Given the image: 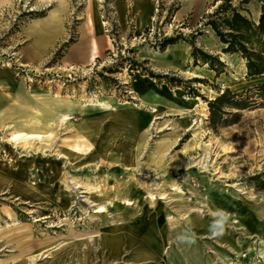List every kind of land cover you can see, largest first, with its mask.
<instances>
[{
	"label": "rangeland",
	"instance_id": "rangeland-1",
	"mask_svg": "<svg viewBox=\"0 0 264 264\" xmlns=\"http://www.w3.org/2000/svg\"><path fill=\"white\" fill-rule=\"evenodd\" d=\"M143 1L140 34L131 0L0 6V264H264V74L205 26L215 0ZM25 123L55 132L12 139Z\"/></svg>",
	"mask_w": 264,
	"mask_h": 264
},
{
	"label": "trees",
	"instance_id": "trees-1",
	"mask_svg": "<svg viewBox=\"0 0 264 264\" xmlns=\"http://www.w3.org/2000/svg\"><path fill=\"white\" fill-rule=\"evenodd\" d=\"M250 0H215L214 10L206 16L205 26H210L222 43V50L227 54H239L245 59L247 76H262L264 74V0L258 21L251 19L243 6ZM217 2H219L217 4ZM148 32V30L146 31ZM179 36H164L159 40L161 48L177 42ZM194 59L202 58L205 63L214 60L221 61L211 54L194 46ZM152 77H160L149 72ZM166 77V76H163ZM234 93L230 89L223 92L214 100H210V120L215 125L223 114L222 104L228 96ZM236 94V93H235ZM264 184V182H263ZM264 190V186L262 187Z\"/></svg>",
	"mask_w": 264,
	"mask_h": 264
},
{
	"label": "crops",
	"instance_id": "crops-1",
	"mask_svg": "<svg viewBox=\"0 0 264 264\" xmlns=\"http://www.w3.org/2000/svg\"><path fill=\"white\" fill-rule=\"evenodd\" d=\"M125 2V0H123ZM132 1V7H133V10L136 12V16H137V19L135 21V32H137L138 34H140L143 29L149 25V18H152V8L151 6L148 7L147 9L144 8V3H143V7L142 8H137L139 7V2L140 0H131ZM11 2V0H0V6L3 5V4H6V3H9ZM143 2H148V0H144ZM151 2V0H150ZM250 2V1H249ZM135 3V4H134ZM138 3V4H137ZM142 3V2H141ZM65 4H66V0H58V5L56 6V8L54 9H51L50 10V13L48 16H46L45 18H55V17H59V15L61 14L60 12L63 11V8H65ZM150 4V3H149ZM246 5V13H251V16L252 18L257 21L260 17V14H261V10H262V3H253V0L249 3V4H245ZM136 6V7H135ZM38 20V19H37ZM37 22V21H36ZM124 27H128L126 22H125V26ZM84 46H85V43H81L79 44L76 48H74V52L79 56L80 59H86L88 57L89 60H93L94 58H96L98 56V53H99V49H98V44L96 41H93L92 45H91V55H89V52L88 51H84ZM221 47H222V44H221ZM79 51H82L81 53L78 54ZM71 55H73V52H71ZM72 58V56H71ZM154 81V79H153ZM153 83V82H152ZM148 84V83H147ZM147 87V90L150 88V86H146ZM145 94L147 95L148 94V97H149V92H147L145 90ZM147 97V98H148ZM51 102L52 101H49V103H44L42 101V103L44 104V107H46L48 109V113H45L44 111H42V114H45L43 116H45V121L47 122V125L44 124V125H41V128L43 127H46V128H50L53 124V122H55L57 120V117H59L64 111H58V110H55L54 107L51 105ZM36 119V121H40L39 117L35 116V115H31V117H27L26 119ZM25 119V120H26ZM25 120H23L22 122H24ZM49 121L51 122L52 121V124H48ZM21 122V123H22ZM26 124V123H25ZM22 124V127L24 128H30V127H37L36 125H28V124ZM40 124V123H39ZM19 126V125H18ZM40 126V125H39ZM38 126V127H39ZM106 243L108 244L109 247L113 248L114 246V242L108 237L106 240Z\"/></svg>",
	"mask_w": 264,
	"mask_h": 264
},
{
	"label": "bare ground",
	"instance_id": "bare-ground-1",
	"mask_svg": "<svg viewBox=\"0 0 264 264\" xmlns=\"http://www.w3.org/2000/svg\"><path fill=\"white\" fill-rule=\"evenodd\" d=\"M138 4V3H137ZM139 6V5H138ZM137 90L140 92L141 94V97H143V88L139 86H137ZM98 100V99H97ZM99 104V103H98ZM61 116H64L63 119H66V117L69 116V113L68 111L66 112H63L59 117H57V120L55 123H53V126L52 128H55L57 127V121L58 119L61 117ZM29 130L31 131H15V132H12V139L14 140H19V139H25V141H27L28 138H34V137H39L43 140H45L47 137H51L53 136L54 132H55V129H53L51 132L49 133H44V132H40V131H37L38 129H36V127L34 128H28ZM102 210V207H99L98 208V211H101ZM109 243V242H107Z\"/></svg>",
	"mask_w": 264,
	"mask_h": 264
},
{
	"label": "clouds",
	"instance_id": "clouds-1",
	"mask_svg": "<svg viewBox=\"0 0 264 264\" xmlns=\"http://www.w3.org/2000/svg\"><path fill=\"white\" fill-rule=\"evenodd\" d=\"M226 222V218L222 217L213 224V235H218L223 231V225ZM183 239V237H181Z\"/></svg>",
	"mask_w": 264,
	"mask_h": 264
}]
</instances>
